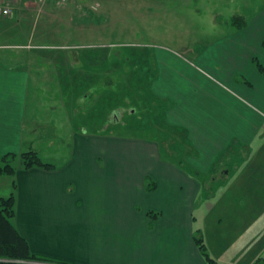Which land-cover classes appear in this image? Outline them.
Returning a JSON list of instances; mask_svg holds the SVG:
<instances>
[{
  "label": "crops",
  "instance_id": "crops-1",
  "mask_svg": "<svg viewBox=\"0 0 264 264\" xmlns=\"http://www.w3.org/2000/svg\"><path fill=\"white\" fill-rule=\"evenodd\" d=\"M22 4L30 8L38 6L37 0H20L13 15ZM263 40L264 17L257 16L226 42L221 41L215 51L204 54L197 69L186 70L187 78L163 59H154L155 66L150 68L148 61L152 58H133L139 65L134 75H154L149 92L153 91L157 98L153 107L161 109L156 123L160 120L161 128L170 124L169 136L176 141L173 148L178 147L177 151L172 150L176 156H185L184 164L165 158L163 139L152 142L125 137L122 145L118 143L123 155L121 164L115 158L106 160L99 152L93 161H104L105 166L95 163L91 169L87 165L84 168L81 160H77L80 150L77 147L72 160L61 167L54 164L56 170H27L23 161L21 166L14 165V175L4 174L11 177L6 184L0 183V198L14 194L12 221L32 252L75 264H209L194 240L200 230L210 256L218 263L254 264L264 253ZM46 57L49 55L43 53L0 52V158L23 154L22 146L32 132L31 127L43 124L33 109H45V102L40 100L46 98L32 93H45V87L51 85L44 75L46 70L41 68V61L48 60ZM75 59L81 63L69 70L59 84L67 85L62 91L72 89L82 93V108L85 96L88 102L95 97L98 101V96L87 94L94 85L91 79L99 75L100 57L78 53ZM256 61H262L263 70L254 68ZM238 74L248 76L250 86L236 83ZM114 75L109 71L99 77ZM99 91L95 89L97 95ZM35 101H39L38 105L32 106ZM114 106L107 101L97 103L85 107V114L98 117L97 108H104L106 116H111ZM57 107L65 109L64 117L70 123L78 115L79 103ZM143 131L146 132L145 125ZM162 133L164 137L168 135L165 130ZM258 136L259 143L252 150ZM77 139L86 144L88 137ZM30 140L28 137L27 141ZM240 144L249 149L246 158L228 171L217 195L209 196L207 178L202 177L211 175L229 151L236 156L239 153L242 158L244 150L239 152ZM132 152L139 153V164L143 165H131ZM124 167L140 168L141 182L135 184L139 197L133 201L115 195L116 181H112L110 188L109 178L115 177L116 170L124 172ZM89 171L95 182L88 184ZM98 173L106 178L104 183L95 180L100 177ZM126 178L127 182L124 178L121 184L128 189L129 196L131 171ZM147 179L155 183V190L146 189ZM195 210H200L201 227ZM151 213L155 217H150Z\"/></svg>",
  "mask_w": 264,
  "mask_h": 264
},
{
  "label": "rangeland",
  "instance_id": "rangeland-1",
  "mask_svg": "<svg viewBox=\"0 0 264 264\" xmlns=\"http://www.w3.org/2000/svg\"><path fill=\"white\" fill-rule=\"evenodd\" d=\"M257 16L264 17V0H71L66 5H60L56 0H48L43 5L38 3L35 8L22 4L19 12H16L11 19L0 17V52L48 54L50 58L46 57L48 60L41 61L43 63L41 68L46 70L44 75L51 82L50 87H45V93H32L33 96L44 95L46 99L42 97L40 101L45 102L46 108L33 109V112H37L36 114L42 117L37 116L43 124H34L31 127L32 132L27 136V138L31 137V140L27 141L26 138L22 152L37 151L44 161L61 167L72 160L79 147L77 160H81L83 166L87 165L91 169L95 163L100 167L105 166L104 161L97 159L96 162L93 161L99 152L105 155L106 160L115 158L118 164H121L119 160L122 162L123 155L120 154L118 143L122 145L125 137L129 140L133 138L136 140L138 137L139 140L143 138V141L152 142H162L163 139V147L167 150L165 158L183 163L185 156L181 158L174 152L178 150V147L173 148L176 141L169 136L172 134L170 124L161 125L163 126L161 128L160 124L158 125L160 120L156 123L157 117H161V109L153 107V102L157 98H154L148 90L144 91V96L133 95L132 100H130L131 92L126 93L128 103L116 101L121 107L114 111V115L106 116L104 108H97L100 112L98 117L91 118L85 114V107L102 102L103 94L99 97V92H102L103 88H108L106 92L113 94V79L99 76L109 71L112 75L116 73L120 75L124 70V63L131 73H136L139 69L133 58L140 56L147 57L148 60L152 58L150 60L153 62L156 58L163 59L164 62L177 67V70L187 78L186 70L197 69L198 64L203 63L204 54L211 50L215 51L221 41L226 42L228 37H233L237 31H240L238 24L247 23L256 19ZM78 53H89L100 57L99 75L91 79L90 82L94 85L87 94L89 97L98 96V101L95 97L88 102L85 99L86 94L83 93L85 97L82 100V108H80L82 93L72 89L62 91L67 85L61 87L62 83L59 84L60 80H64L68 75L69 70H73L81 63L75 59ZM71 55H74L72 59ZM121 61L123 64L119 65ZM261 62L256 61L254 68L260 70V66H263ZM60 75L62 77L59 78ZM246 77L238 74L235 77L236 83L250 86ZM83 83L85 84L86 80ZM95 89L100 90L98 95ZM69 102L73 105L74 102L79 103L78 115L71 123L64 117L65 109L57 107L59 104L65 105ZM38 103L39 101L32 102V106ZM127 104H129L128 107L123 106ZM121 121L124 122L121 123ZM142 124L145 125L146 132L143 131ZM163 130L168 134L165 137ZM84 135L88 137L86 144H83L81 140L83 137L77 139L78 136ZM260 136L257 137L256 143L252 144V150L257 147L254 145L259 143ZM238 149L239 152L244 150L241 154L242 158L239 153L236 156L229 151L221 158V161H218V167L214 168L211 175L202 177L207 178L205 186L206 194L209 196L217 195L228 171L246 158L247 148L244 146L242 148L240 144ZM132 154V156L130 154L131 165H143L139 164L141 160L139 153L132 152ZM88 160L92 162L89 163ZM22 164L20 155L14 165L18 167ZM124 169V172L116 170L115 177L109 178L110 188L112 189L111 185L116 181L113 184L115 195H118V198L126 197L133 201L134 198L139 197L135 184L141 182L140 168L130 170L124 167ZM185 169L190 170V168ZM130 171L129 181L132 183L127 186L131 189L128 196V189L123 187L121 182L124 178L127 182L126 177ZM86 175L89 184L93 181L91 172L89 171ZM99 175L100 177L95 180L104 183L106 178ZM103 175H106V170ZM9 177L11 176H0V183L6 184V181L10 180ZM195 207H198V204ZM197 211L195 210L194 214L197 217L198 226L201 227L202 217L200 210ZM197 236L200 238L203 235L201 236L198 232ZM259 258H264V253Z\"/></svg>",
  "mask_w": 264,
  "mask_h": 264
},
{
  "label": "trees",
  "instance_id": "trees-1",
  "mask_svg": "<svg viewBox=\"0 0 264 264\" xmlns=\"http://www.w3.org/2000/svg\"><path fill=\"white\" fill-rule=\"evenodd\" d=\"M241 23L242 24H238L237 27L239 29L245 28L247 23L246 22L244 23L241 22ZM262 50L264 52V40L262 42ZM152 62L153 61L151 60L148 61V65L150 68H154L155 66V63L153 62L152 64ZM121 64H123L122 61L119 63V65ZM123 68L124 70L123 72H121L120 75L116 73L113 77L109 76L110 78L113 79V83H112L114 85L113 94L111 92L107 93L106 91L99 92V97L103 94L101 103L105 104L106 101L108 103H114L115 110L121 107L116 103V101L127 102L126 93L131 92L130 100L133 99V95L135 96L138 94V97L144 96L143 95L144 91L148 90L149 92V89H151V87L153 86V81H154L153 80L154 75L147 74L145 77H139V75L137 74L134 75V73H131L128 70L125 63L123 65ZM260 68L263 70L262 66H260ZM128 73L132 75H128ZM151 92L153 93V91ZM123 106L128 107L129 104ZM17 158H19V156L14 154H10L2 157L0 159V175H4V174L14 175L15 174L14 162ZM21 158L23 159L25 168L27 170L33 168H41L52 171V170H56L57 168L56 165L44 161L40 156V154L34 150L21 154ZM146 189L148 191L155 190L156 189L155 183L152 180L148 179V181L146 182ZM14 216H15V197L14 194L12 193L8 197L0 198V264H75L60 259H55L48 256L33 253L28 241L14 225L12 221ZM149 216L155 217L154 214L152 213L149 214ZM151 226L152 223L150 227ZM198 232L202 236L201 231L198 230L195 233L194 240L197 246L199 247L202 255L209 264H219L210 256L204 238L203 236L199 238L197 236ZM254 264H264V258H259Z\"/></svg>",
  "mask_w": 264,
  "mask_h": 264
},
{
  "label": "built area",
  "instance_id": "built-area-1",
  "mask_svg": "<svg viewBox=\"0 0 264 264\" xmlns=\"http://www.w3.org/2000/svg\"><path fill=\"white\" fill-rule=\"evenodd\" d=\"M20 0H0V17L8 18L11 17L14 13L15 10V5L16 3ZM48 0H37V2L40 5H43L47 2ZM58 4L61 5H66L68 4L71 0H56ZM83 1V0H79Z\"/></svg>",
  "mask_w": 264,
  "mask_h": 264
}]
</instances>
